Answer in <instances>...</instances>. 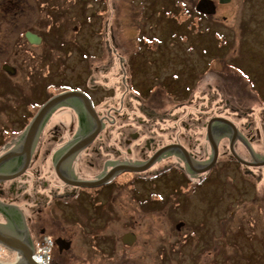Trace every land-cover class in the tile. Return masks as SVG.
<instances>
[{
	"label": "flooded vegetation",
	"instance_id": "obj_1",
	"mask_svg": "<svg viewBox=\"0 0 264 264\" xmlns=\"http://www.w3.org/2000/svg\"><path fill=\"white\" fill-rule=\"evenodd\" d=\"M214 1V14L197 11L198 0L192 7L184 6L188 14L193 10L200 19L214 18L219 8L232 0ZM7 16L10 60L16 47L43 43L31 42L26 36L32 25L23 32L25 41L16 42L17 12L11 0ZM0 38L3 39V34ZM137 43L125 57L115 54L116 43L111 39L105 41L101 66L94 67L90 59L95 57L89 51L84 52L83 61L89 63L83 83L48 81L46 88L50 94L22 128L10 129V142L0 154L10 151V157L0 163V237L9 243V247L1 246L10 256L21 257L27 264L26 257L32 256L36 245L47 237L51 240L50 264H74V261L90 264L88 256L83 255L87 251L86 236L79 238L61 219L73 203L91 208L89 223L104 220L108 226L130 221L129 225L137 226L154 219L142 216V207L144 212L155 216L159 202L165 206L170 203V197L158 188L164 180H179V190L170 194L175 204L179 203V196H192L201 187L214 186L217 194L224 179L226 191L243 193L246 184L254 187V183L264 180V112L255 113L251 106L255 103L249 104L247 100L253 93L242 87V78L231 64L223 62L220 56L208 60L206 47L195 57L189 53L194 50L189 45L191 60L168 62L170 72L158 75L148 71L142 77L146 81L140 82L134 80V56L141 55L147 63H155L157 60L151 55L168 43ZM144 52L148 55H143ZM68 60L69 57L65 61ZM7 62L9 69L4 70L16 75L17 69L11 68L10 72L11 63ZM72 65L65 68L66 73ZM180 66L192 68L195 74L192 83L188 80L178 84ZM97 77L100 84L95 82ZM67 90L82 92L86 100L81 95L64 99L45 118L38 135L27 142L24 134L38 109L55 94ZM231 145L245 162L232 152ZM230 163L238 165L243 184H238ZM83 182L96 184L84 186ZM143 185L149 186L144 195ZM220 202L217 197L215 206ZM124 204L135 210L133 218L118 213ZM148 205L151 208L146 209ZM126 234L135 237L133 243L124 241ZM115 239L121 243L116 235ZM136 239L137 234L131 230L121 237L125 247L130 248ZM180 242L183 246L189 243L185 238ZM111 256H106L104 264L116 261L123 264L125 260L117 255L113 258L118 260L111 262ZM222 257L220 248L214 263L238 264L239 258L235 259L234 253L223 257L224 260ZM261 258L255 252L248 264H264Z\"/></svg>",
	"mask_w": 264,
	"mask_h": 264
},
{
	"label": "rangeland",
	"instance_id": "obj_2",
	"mask_svg": "<svg viewBox=\"0 0 264 264\" xmlns=\"http://www.w3.org/2000/svg\"><path fill=\"white\" fill-rule=\"evenodd\" d=\"M11 1L17 12L16 42L25 41L23 32L32 25L29 31L40 36L43 43L16 47L10 60L7 16L10 0H1L0 154L10 142V129L22 128L50 94L46 83L55 80L61 84L83 83L89 63L83 61L86 58L84 52L89 51L95 57L90 59L94 67L101 66L100 58L105 51L102 43L109 39L118 46L115 54L121 53L125 57H128L125 53L130 54L137 47V42L168 43L167 47L163 46L151 55L157 60L155 63H147L141 55L134 56V80L140 82L146 81L142 77L148 71L160 75L170 72L167 65L173 62L191 60L189 45L194 48L189 53L195 57L206 47L205 57L209 60L220 56L223 62L231 64L242 78V87L253 93L247 100L249 104L255 103L251 105L255 113L264 112V0H232L222 5L214 18L205 19H200L193 10L189 14L186 12L185 6L192 7L197 0ZM216 32L219 33L216 35ZM67 57L68 62L65 61ZM7 61L17 69L16 75L4 70ZM71 65V71L66 73L65 68ZM180 68L178 84L188 80L192 83L195 78L192 68ZM99 80L97 77L96 84H100ZM229 167L238 184H243L238 165L230 163ZM263 181L254 183V187L246 184V193H243L241 190L226 191L224 179L217 187V194L214 186L201 187L192 196H179V203L175 204L170 194L179 190V180H164L158 188L170 197V203L165 206L159 202L155 216L144 212L145 207H142V216L154 219L137 226L129 225L130 221L119 225L113 222L108 226L104 220L89 223L91 208L77 203H73L61 219L79 238L86 236L88 244L84 250L87 251L83 255L88 256L90 264H104L106 256L111 254V262L118 260L113 257L123 256V264H207L209 261L215 264L220 248L224 258L234 253L235 259L239 258L238 264H248L255 252H259L264 260ZM148 188L143 185V195ZM217 197L221 202L216 207ZM149 208L148 205L146 209ZM118 213L129 219L136 215L135 210L125 204ZM104 228L106 230L99 236ZM129 230L137 234L131 248L125 247L121 240ZM115 235L121 243L116 241ZM184 238L189 241L186 246L180 242ZM78 248L81 249V245ZM16 258L14 254L10 256L6 248L0 249V262H13ZM118 263L120 261L114 264ZM74 264L81 263L74 261Z\"/></svg>",
	"mask_w": 264,
	"mask_h": 264
},
{
	"label": "water",
	"instance_id": "obj_3",
	"mask_svg": "<svg viewBox=\"0 0 264 264\" xmlns=\"http://www.w3.org/2000/svg\"><path fill=\"white\" fill-rule=\"evenodd\" d=\"M231 0H219L220 3H227ZM196 10L202 13H207V14H214L216 12V4L214 0H198L196 4ZM26 36L31 42L38 43L41 41V37L38 36L37 34H34L32 32H26ZM8 64L4 65V69H9ZM11 67L10 66V72H11ZM14 69V68H13ZM75 95H81L84 100H86V96L78 91V90H67L60 92L51 98H49L37 111V113L34 115L32 118L29 126L26 129V132L24 134V138L27 142L30 140L34 139L38 133L39 130L42 126V124L45 121V118L48 116V114L54 109V107L58 106L64 99L73 97ZM232 152L240 159L241 161L245 162L240 156L237 155L235 152L233 145H231ZM10 157V151L5 152L2 156H0V163L4 160H7ZM84 186H91L96 183L93 182H83L82 183ZM134 236L131 234H126L124 236V241L133 243ZM0 242L6 246L9 247V243H7L6 239L0 237ZM26 262L27 264H37L31 256L26 257Z\"/></svg>",
	"mask_w": 264,
	"mask_h": 264
},
{
	"label": "built area",
	"instance_id": "obj_4",
	"mask_svg": "<svg viewBox=\"0 0 264 264\" xmlns=\"http://www.w3.org/2000/svg\"><path fill=\"white\" fill-rule=\"evenodd\" d=\"M51 246L50 241L46 239V241L42 244H37L36 250L33 254V258L39 264H49L51 259Z\"/></svg>",
	"mask_w": 264,
	"mask_h": 264
},
{
	"label": "bare ground",
	"instance_id": "obj_5",
	"mask_svg": "<svg viewBox=\"0 0 264 264\" xmlns=\"http://www.w3.org/2000/svg\"><path fill=\"white\" fill-rule=\"evenodd\" d=\"M0 264H25V262H24L23 258L18 257L16 262H5V263L4 262L3 263L0 262Z\"/></svg>",
	"mask_w": 264,
	"mask_h": 264
}]
</instances>
